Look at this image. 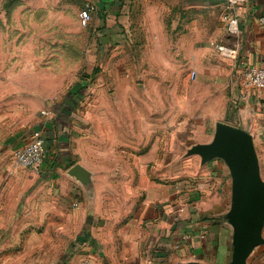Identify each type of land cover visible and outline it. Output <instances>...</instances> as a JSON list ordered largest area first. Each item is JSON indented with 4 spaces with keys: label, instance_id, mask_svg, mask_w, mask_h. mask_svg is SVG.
<instances>
[{
    "label": "crops",
    "instance_id": "1",
    "mask_svg": "<svg viewBox=\"0 0 264 264\" xmlns=\"http://www.w3.org/2000/svg\"><path fill=\"white\" fill-rule=\"evenodd\" d=\"M84 3L85 8L92 7L93 38L104 50L114 51L115 82L121 83L127 67H171L172 60H177L178 68L189 63L197 67L205 63L203 52L213 53L223 66L218 74L229 89L231 100L229 116L220 123L243 129L252 136L264 182V89L242 88L235 80L233 64L221 59L213 48L216 43H237L239 67L264 68V24L259 22L264 16V0L243 1L241 35L235 40L229 38L223 21V0ZM211 64L209 60L208 65ZM185 75L183 69L177 81L185 79ZM37 88V98L44 99L45 105L31 112L34 128H18L0 135V261L8 263L10 260L5 259H13L17 249L13 247L20 249L24 243L29 232L25 224L29 221L41 227H58V236L69 235L77 227L78 245L75 247L72 242L69 250L73 251L56 264L232 263L237 226L232 219L230 169L222 159L203 162L201 156L189 154L194 146L211 145L220 123L209 139L188 150L186 159L196 157L189 160L195 164L194 170L177 171L170 183L155 180L149 172L153 154L143 158L139 166L135 158L129 166L117 163L112 170H95L85 159L90 158L95 145L83 116L79 90L58 95L51 89L42 92V86L34 90ZM33 130H41L46 138L44 162L33 176L39 179V187L28 205L19 201L7 203L11 195H19L26 188L19 185L25 172L14 169L15 152L25 145ZM98 154L99 158H107L101 151ZM76 165L91 173L90 188L70 174ZM6 211L11 212L7 218ZM261 238L263 243L253 249L247 264H264V228ZM19 253L20 250L16 254ZM39 262L38 257L34 264Z\"/></svg>",
    "mask_w": 264,
    "mask_h": 264
},
{
    "label": "rangeland",
    "instance_id": "2",
    "mask_svg": "<svg viewBox=\"0 0 264 264\" xmlns=\"http://www.w3.org/2000/svg\"><path fill=\"white\" fill-rule=\"evenodd\" d=\"M84 4V0H0V135L34 128L31 112L45 105L34 87L58 95L79 90L95 145L90 158H85L93 169L112 170L117 163L129 166L135 158L139 166L153 154L149 172L155 180L170 183L177 171L192 172L195 164L189 160L196 157L186 159L188 150L209 139L231 111L230 91L218 74L223 69L220 60L203 52L205 63L197 67L189 63L178 68L177 60L171 67H127L121 83L115 82L114 51L104 50L93 38L92 21L82 24ZM183 69L185 79L178 82ZM99 151L107 158H99ZM14 169L25 172L19 185L26 188L6 202L28 205L39 187V179L33 177L37 171L16 163ZM4 213L7 218L11 212ZM26 224L30 233L20 249L13 247L17 248L13 259H5L11 264H34L38 257V264H56L73 251L72 242L78 245L77 227L58 236V227Z\"/></svg>",
    "mask_w": 264,
    "mask_h": 264
},
{
    "label": "water",
    "instance_id": "3",
    "mask_svg": "<svg viewBox=\"0 0 264 264\" xmlns=\"http://www.w3.org/2000/svg\"><path fill=\"white\" fill-rule=\"evenodd\" d=\"M189 154L201 156L203 162L219 158L228 165L233 181L232 219L237 226L231 264H247L253 249L263 243L264 228V182L252 136L243 129L220 123L214 142L209 146H194ZM70 174L85 188L92 186L91 173L81 165L72 168Z\"/></svg>",
    "mask_w": 264,
    "mask_h": 264
},
{
    "label": "built area",
    "instance_id": "4",
    "mask_svg": "<svg viewBox=\"0 0 264 264\" xmlns=\"http://www.w3.org/2000/svg\"><path fill=\"white\" fill-rule=\"evenodd\" d=\"M244 0H223V21L226 24L227 34L230 39H237L241 35L240 10ZM92 7H87L81 14L83 25L91 21ZM264 24V16L259 19ZM216 54L234 66L235 80L245 90L264 89V68L257 65L239 67V46L237 43L221 42L213 44ZM47 115L48 113H43ZM46 154V138L41 130H33L25 145L15 152L17 166L38 171L44 162ZM81 264H90L84 262Z\"/></svg>",
    "mask_w": 264,
    "mask_h": 264
}]
</instances>
